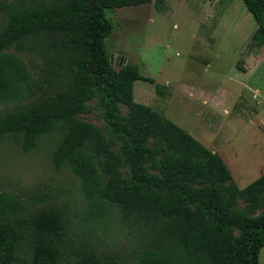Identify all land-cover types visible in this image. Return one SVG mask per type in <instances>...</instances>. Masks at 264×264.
<instances>
[{"label":"trees","instance_id":"16d2710c","mask_svg":"<svg viewBox=\"0 0 264 264\" xmlns=\"http://www.w3.org/2000/svg\"><path fill=\"white\" fill-rule=\"evenodd\" d=\"M152 1L0 0V139L24 153L49 140L82 199L75 221L50 194L0 191V264H259L264 171L239 187L218 152L134 99L153 79L105 50V10ZM242 1L264 44V0ZM94 107L102 127L79 116ZM114 216L124 254L97 242Z\"/></svg>","mask_w":264,"mask_h":264},{"label":"rangeland","instance_id":"374dc122","mask_svg":"<svg viewBox=\"0 0 264 264\" xmlns=\"http://www.w3.org/2000/svg\"><path fill=\"white\" fill-rule=\"evenodd\" d=\"M105 14L112 23L105 50L113 66L124 57L154 81L135 80L134 99L218 152L239 187L257 178L264 171V44L253 39L256 23L243 1L153 0ZM79 116L103 126L96 107ZM50 146L44 139L24 153L11 139H0V191L25 201L50 194L48 201L76 221L74 213L82 211L77 180L66 169L53 170ZM99 235L106 253H125L129 233L117 216Z\"/></svg>","mask_w":264,"mask_h":264},{"label":"water","instance_id":"95a60500","mask_svg":"<svg viewBox=\"0 0 264 264\" xmlns=\"http://www.w3.org/2000/svg\"><path fill=\"white\" fill-rule=\"evenodd\" d=\"M110 61H112V58H110ZM126 63V59L124 58V57H121V59H120V61H119V67L121 66V65H123V64H125Z\"/></svg>","mask_w":264,"mask_h":264}]
</instances>
